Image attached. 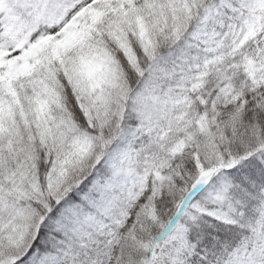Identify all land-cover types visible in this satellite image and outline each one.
Returning a JSON list of instances; mask_svg holds the SVG:
<instances>
[{
	"label": "snow or ice",
	"instance_id": "obj_1",
	"mask_svg": "<svg viewBox=\"0 0 264 264\" xmlns=\"http://www.w3.org/2000/svg\"><path fill=\"white\" fill-rule=\"evenodd\" d=\"M0 264H264V0H0Z\"/></svg>",
	"mask_w": 264,
	"mask_h": 264
}]
</instances>
